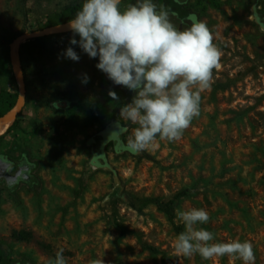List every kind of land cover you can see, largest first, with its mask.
Returning a JSON list of instances; mask_svg holds the SVG:
<instances>
[{
  "label": "rangeland",
  "instance_id": "374dc122",
  "mask_svg": "<svg viewBox=\"0 0 264 264\" xmlns=\"http://www.w3.org/2000/svg\"><path fill=\"white\" fill-rule=\"evenodd\" d=\"M72 1L0 0V32L67 31L58 28L61 7ZM256 1H186L185 9L207 24L223 56L211 86L201 91L200 115L180 139L158 138L144 150L150 158L116 152L108 141L105 160L91 165L86 143L105 124L92 121L89 112L107 85L95 62L70 45L73 34L27 38L22 69L17 47L13 68L21 104L13 127L0 134V160L8 163L5 172L20 169V175L0 177V264H47L59 249L67 264L96 258L104 264H243L174 252L176 227L185 231L175 210L193 207L209 213V222L198 227L213 232L214 242L249 240L255 264H264V22L255 19ZM69 46L78 62L63 56ZM127 103H108L125 126L119 136L124 144L138 126L119 117ZM130 197L169 203L172 217L154 204L138 212Z\"/></svg>",
  "mask_w": 264,
  "mask_h": 264
},
{
  "label": "clouds",
  "instance_id": "9594fccd",
  "mask_svg": "<svg viewBox=\"0 0 264 264\" xmlns=\"http://www.w3.org/2000/svg\"><path fill=\"white\" fill-rule=\"evenodd\" d=\"M121 3L84 0L81 10L68 22L73 34L69 43L78 45L90 59L98 57V70L114 85L135 93L130 103L121 106L119 117L138 126L120 147L139 154L158 138L169 142L180 139L200 115L201 91L211 86L213 69L219 67L223 52L207 24L194 15L190 26L180 29L172 22L169 10L158 8L153 0H136L123 9ZM63 56L75 62L80 59L71 46ZM89 79L84 74L82 83ZM109 96L117 99L112 91ZM114 127L109 137L119 139L126 129L119 121ZM175 213L185 226L173 245L178 256L198 254L205 261L227 256L255 264L251 241L214 242L213 232L198 227L210 220L205 209L177 208ZM63 251L59 249L47 264H67ZM89 264H104V260L96 258Z\"/></svg>",
  "mask_w": 264,
  "mask_h": 264
},
{
  "label": "trees",
  "instance_id": "16d2710c",
  "mask_svg": "<svg viewBox=\"0 0 264 264\" xmlns=\"http://www.w3.org/2000/svg\"><path fill=\"white\" fill-rule=\"evenodd\" d=\"M24 2L28 1L32 3L34 0H23ZM125 0H122L124 2ZM187 0H164V5L161 6L158 3V0H153V2L158 6V8H164L169 10L170 18L172 22L181 29V26L185 23H188L190 20V14L185 9V3ZM84 0H75L72 1L63 7H61L63 13V19L59 22V24H65L69 22V20L73 19L76 13L81 10L80 3H83ZM136 0H133L131 4H135ZM122 4V3H121ZM28 11V9H26ZM255 12L257 19L259 22H263L264 20V0H257L255 3ZM174 13L175 15H172ZM58 24V23H56ZM72 34L70 30L60 31V32H52L50 34H45L43 36L34 37V39H43L48 36H56V35H65ZM23 32L19 33H2L0 32V105H4L6 110L10 111L15 107V104L18 99L19 88L18 83L14 74L13 62H12V54L11 47L12 44L18 39ZM31 39H25L20 42L18 46V57L20 68H23V52L25 48L29 45ZM33 53V51L31 50ZM95 62V65L99 62L98 57L92 59ZM103 80L107 85V89L97 95L98 101L92 106L89 112L90 119L97 120L98 118L103 119L104 128L98 132L96 135L91 137L86 143V149L89 154L90 163L95 167H99L100 163L103 162L106 158L104 146L108 141H112L115 146L116 152H124L127 151L125 148L120 147V144L123 143L120 139H116L113 137H109L111 132L115 131L114 125L117 121L121 123L118 118V114L114 113L109 109L108 103L112 99L109 96V91H112L116 94L118 101L121 102H131L134 92L129 91L127 88L123 86L114 85L111 80H109L106 74L103 75ZM6 114L5 111H1L0 108V118ZM17 118V116H16ZM16 119L13 124L9 126V129L13 127ZM122 125V123H121ZM123 128L125 127L122 125ZM8 131V130H7ZM124 144V143H123ZM130 152V151H129ZM133 153V152H131ZM137 157H145L150 158V156L146 152H141L139 154L133 153ZM154 204L159 210L163 211L170 218L172 217V207L169 203H161L157 198L153 197H142V198H133L129 199V206L135 209L138 212H141L143 208L147 205ZM114 226L122 230V225L118 223L116 220L113 222ZM178 233L183 232L180 226L176 227ZM155 249H153L154 251ZM2 260V255L0 253V262Z\"/></svg>",
  "mask_w": 264,
  "mask_h": 264
},
{
  "label": "bare ground",
  "instance_id": "6f19581e",
  "mask_svg": "<svg viewBox=\"0 0 264 264\" xmlns=\"http://www.w3.org/2000/svg\"><path fill=\"white\" fill-rule=\"evenodd\" d=\"M58 28L68 29V22L63 24V25H60ZM19 41H20V39H17L11 48L13 63L16 66V68L18 67V64H17V47H18ZM20 104H21V100H19L18 104L16 105V107L18 106L17 108L15 107L14 109L10 110L8 113H6L3 117L0 118V134H2L8 128V126L11 124V122L13 121V118H14V113L20 107Z\"/></svg>",
  "mask_w": 264,
  "mask_h": 264
},
{
  "label": "water",
  "instance_id": "95a60500",
  "mask_svg": "<svg viewBox=\"0 0 264 264\" xmlns=\"http://www.w3.org/2000/svg\"><path fill=\"white\" fill-rule=\"evenodd\" d=\"M42 32L43 31H41V30H39V31H31V32H27V33H25V34H23L21 37L23 38V39H27V38H32V37H36V36H39V35H41L42 34ZM21 39V38H20ZM14 44V43H13ZM13 44H12V46H13ZM12 48V47H11ZM17 69H18V67H17ZM19 80H20V83L21 84H23V82H22V77H21V75L19 74ZM19 102V101H18ZM18 104V103H17ZM16 104V105H17ZM16 105H15V107H16ZM14 107V108H15ZM18 107V106H17ZM16 107V108H17ZM13 108V109H14ZM7 167H8V163H6V162H4V161H2V160H0V177L1 176H4L7 180H15L16 178H17V176H18V173H20V169L15 173V174H10V173H7V172H5V170L7 169Z\"/></svg>",
  "mask_w": 264,
  "mask_h": 264
},
{
  "label": "flooded vegetation",
  "instance_id": "af4514ba",
  "mask_svg": "<svg viewBox=\"0 0 264 264\" xmlns=\"http://www.w3.org/2000/svg\"><path fill=\"white\" fill-rule=\"evenodd\" d=\"M255 19L258 20V19H257V16H255ZM263 22H264V20H263ZM17 171H18V170H17ZM17 171H16V172H17ZM19 175H20V173H18V176H19ZM18 176H17V177H18ZM2 177H4V176H2Z\"/></svg>",
  "mask_w": 264,
  "mask_h": 264
}]
</instances>
